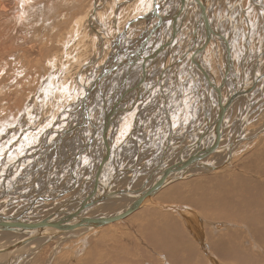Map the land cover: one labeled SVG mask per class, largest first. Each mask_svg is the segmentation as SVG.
Wrapping results in <instances>:
<instances>
[{
  "label": "rangeland",
  "instance_id": "obj_1",
  "mask_svg": "<svg viewBox=\"0 0 264 264\" xmlns=\"http://www.w3.org/2000/svg\"><path fill=\"white\" fill-rule=\"evenodd\" d=\"M74 1L70 0L71 4H69V0H29V2L27 3L28 6H25L23 8L22 2H25V0H0V187L3 183L7 188V192L4 194V196L2 195V191L0 188V203L2 204L0 205V212H4L0 213L2 215L8 214L9 216H14L16 214V211L18 212L19 209L23 208L18 215H24L23 217H20V219H23L26 214H28L33 209V211L31 212L33 218L31 217L30 213L28 215L30 219H33H31L32 221H35L44 217L46 210L56 208L58 204L61 203L59 202V200L63 201L66 199V197L69 200H73L74 198L82 200L91 193L92 175L94 173L95 166L101 159V152L98 151L100 147L102 149L101 143L97 144L98 149H96L95 156L93 155V160L91 159L90 155L89 157L87 156L88 154L86 152V143V147L82 148L83 145H85L83 143L81 145V149H79L80 145L78 143V145L76 144L74 138L78 136V132L76 133V135L70 133L66 137L62 138L63 142L59 144V150H57L58 147H56L55 150V143L58 141L57 136L59 135L56 134L55 131L58 132L63 129H68L71 125L80 121V117L78 115L79 112L77 113L76 117L75 115H73L75 114V111H73V109L77 108L79 99L78 97L74 98L68 105H66V107H64V109H60L59 104H61V102H64V100H67L65 98L68 97L64 92L62 93V91H59V95L63 97L59 101L53 99V95L51 92L46 97L43 96L44 89L48 87V84L50 82V78L48 76L53 75L55 71L53 65H51L54 61V57L57 58V56L61 53H71L69 51V47L72 43H75L78 40H76L77 33L81 34L82 30L85 31V23H83L84 25L82 24L81 29H79V24L78 27H75V29H71L73 20L77 16H83L82 19L86 17L84 15H88L91 12V9L93 10V4H95L96 1L99 0ZM107 1L108 4L106 9L99 10V12L102 13V17L98 20L101 23L105 22L107 18L116 10L118 13V22L120 23L124 17H130L134 12L139 13L144 9V5L142 4L141 8L140 6L136 5H128L130 0ZM155 1L158 2V0ZM155 1L149 0V5H151ZM215 1L218 0H212V2L211 0H207V6H213L212 4H214ZM252 1L253 0H228L229 5H227L226 7L231 5L233 6V8H235V5L238 3L239 9L242 8L244 12L238 10L239 13L236 12L237 14H234V19L237 21L235 26L231 27L230 22H224L219 27V24H215L214 22L215 26L217 25L218 27H215L217 31L214 32L213 35L215 37L218 36L219 39L217 38L218 40L216 42L211 41V43L207 44L206 51L204 53V61L202 60L204 66L206 68H210V71L214 75L215 80L218 81L216 82V85H218L217 89H220V92L224 95L223 98L225 99L226 96H229V94H231L233 91H236L237 89L243 90L244 88L251 86L253 81L252 74L254 70L256 76L264 72V31L261 32L260 29L258 30L254 26L257 21H261V17H263L264 19V13H260L261 8L259 9V6H264V2L263 0H254L256 4L253 5ZM77 2H79V4ZM218 3L216 4L217 7L223 6V2L221 3V0H219ZM71 7L73 8V10L71 9ZM77 8H79V10ZM223 8L225 9V5ZM223 8L221 10L223 11L222 15L224 14ZM153 9L154 8L148 11V13H146L144 16L142 15L143 18H150V16L155 14L153 12ZM169 9L170 10L168 14L171 12V7ZM250 9L251 11H249ZM187 12L185 13V16L187 15ZM64 13H66V15ZM241 13L243 14L242 21H240V19H242ZM189 14L191 21L194 22V24L192 22V25L196 27V9H194V12L190 10ZM222 15L220 14V16ZM137 18L139 19L140 16ZM71 20L72 23H70ZM252 21L254 22V24ZM209 23L211 25V23L213 22L210 21ZM145 26L146 25H144V27ZM121 27L122 26L119 27V31L121 30ZM106 28L109 30L107 35L111 36L114 39V33L110 31L109 24L106 25ZM231 29H233V31H231ZM235 29L237 30L236 34L233 33ZM71 30L74 31L71 32ZM125 30L126 29H122L121 33H123ZM241 30L244 32L246 31V33L249 32V34L251 33V40L249 39V42L247 41V43H245L246 41H243ZM140 34L141 33L138 34V30H136L134 32V35H136L133 37L134 40L137 38H142V35ZM221 38L225 39L226 43H224ZM230 41L232 48L231 53H233L232 63L236 70L232 69V72L228 73L227 68L226 73V62L223 59V55L224 47H226V44L229 45ZM65 45L66 47L64 48ZM134 46L136 45L131 42L130 47ZM248 47L249 49H247ZM87 48L94 49V45L87 44ZM245 48L247 51L244 50ZM129 49L131 50V48L127 46L125 52L127 53ZM78 51L83 52L85 50L80 47V49L77 48L74 53ZM248 52L249 55H247ZM112 55L113 53H111L110 56ZM124 56L126 55L123 54L120 60H122V58L124 60ZM128 56L129 55H127V57ZM157 68L158 67H155L150 70V84L151 86L154 85L153 90L151 89L152 91H148L147 94H149V97L147 96V99L142 98L139 95L140 100L135 103V105L137 106L131 114L133 119L130 117L127 125V130L119 132L118 129L112 127L108 131V139H110L109 141L112 156L110 163L106 167L107 169L102 175V179H104L102 180V183H104L105 185H109L110 190L112 189L113 192L124 190L125 193H127V190H132L133 192L140 190L141 184L148 180L147 173L149 172L150 176L153 173L158 174H156L154 178L152 177L154 180H156L166 166L170 167L178 160L176 159V156L180 154L182 156L183 154H187L186 152L191 146H189V144L193 143L192 140L197 137H193L188 133L192 131L193 133L195 132V134L199 135L201 131L205 129L202 127L197 128L198 125H202L203 123L200 110H196L197 115L195 112H189L187 118L181 117L182 113L178 110L177 107L178 105H180L181 100H179L178 95H175V93H173L175 90H170V92H167V89H164L166 86L165 84H168V81L166 80L167 77H164L162 81L163 84L161 86L158 85L157 80L155 79L157 76V74H155ZM59 70V79H61L60 74L63 76L64 73H66L67 75V70L65 69V67H61V69ZM223 73L224 76H222ZM183 78H185L184 75ZM57 82L59 83L56 84V88L63 87L62 89L64 91H66L71 84L70 79L66 80V82H64L65 84L62 86H58L62 83V81L57 80ZM136 82V79L130 80L129 82L133 84L132 87L134 90H136L138 86V83ZM170 83L172 84V81H170ZM201 83H203V81ZM133 89H130V91L128 90V93L126 92L122 95V97L124 95L131 94ZM78 90L81 89L78 87ZM186 93L187 90L184 94H182V96H185L184 98L186 100H189L190 96L185 95ZM211 96L214 99V106L211 105V108L214 111L213 114L215 115V94L212 93ZM131 100L132 98H130V100H128L127 102ZM192 104L193 101H190L189 105L191 106ZM55 108H58V113L54 121H52L50 124V122L47 121L49 118L48 116L52 113V111L55 110ZM165 108L166 111L164 110ZM96 110L98 111V113H96L95 115V120H97L98 122H102V119L100 118V116H98L99 109L97 108ZM62 111H64V113L60 114ZM163 111L166 112V117ZM256 114L257 116H255ZM259 114L260 116H262V118H260ZM197 116L199 119L197 118ZM225 116V134L232 135L235 140H238L232 148V154L227 155V158L229 157V160H227V162L225 163L224 168H228L222 170L223 167H219L221 164L216 165L219 162L226 161L223 160L221 154H212V156L208 157L206 160L203 159L204 161H202V163L213 167L217 166V172L216 170H214L215 172H208L206 170L196 172L191 177H179L178 182L184 181L182 186L185 185L184 199H189L186 197L188 185L190 186V189L197 188V186L193 187V185H190L191 183H194L193 180H190L191 178H201L203 176H208L211 173H213L215 176L217 175L219 178L218 180L221 181L224 179L228 181V178L233 177L235 174L237 177L245 175L248 180L242 181L243 185L249 186L251 188V185L255 183H258L260 185L264 184V175L256 174V171H258L259 168L255 170L250 162H246L245 164L241 163L242 159H248L249 156L253 157L254 152L256 151L255 149L259 150L261 148H264V78L258 81V84L249 93L235 99L231 104L229 110L226 112ZM249 120L250 122H252L249 123ZM170 126H172L171 129ZM49 128H53L54 133L49 134L47 140H43L42 137L45 135L44 133ZM182 129L185 132H183ZM89 130H86V132L80 134V137L83 138V141H87V138L90 135ZM171 130L174 132V134L175 131L180 132L179 139H176L173 133H171V135H173L172 137H170V134L169 136L167 135V131L171 132ZM24 133H29L32 135L30 136ZM186 138L189 140H186ZM185 140L186 142H184ZM227 142H229V140ZM43 143L54 146L50 149V151H48ZM73 143H75L76 145ZM73 145H75L73 150H76L75 152L77 153L79 152V156L76 158V160L75 157L77 153L75 156H73L74 152L71 151L73 156L72 157L71 155L68 156V154L64 150L66 146L68 149V147H71ZM167 148L168 151L165 152L164 150H166ZM58 154H60V157L57 156ZM80 154H82L83 156ZM24 156L26 157L24 158ZM162 158L163 160L161 161ZM73 161L76 163H74ZM72 162L73 167L70 169ZM160 166L162 167L160 168ZM67 168L69 169V172ZM44 172L46 173L44 174ZM71 176L75 177L73 179H77L76 183ZM251 178L253 179V181H249V179ZM239 179L242 180V178ZM70 180L72 183L70 182ZM80 180H82L81 183H83L82 187L76 189L74 184H77V182ZM154 180L148 183L152 184ZM204 182H206L205 184H209V181L204 179V181L200 183V185ZM169 184L171 183H168L166 186H168ZM179 184L174 181V183L170 185L167 190L170 191L174 188V185ZM73 185L75 190L71 191V194L64 196L65 199L61 198L58 199V201L46 200L45 202L38 201L34 207L32 206V208L29 209V207L31 206L32 198L38 195L39 192H41L40 194L43 193V195H45L44 197L51 198L56 193L60 194V191L63 189H70ZM69 186L71 187L68 188ZM201 186L199 187L201 188ZM206 187L209 188V185H206ZM47 189L49 191H47ZM235 190L237 191H230V193L236 194V196H243L245 194L249 195L252 192L255 193V191L253 190ZM24 191L28 193H25ZM205 193L208 196L214 194L213 191ZM263 193L264 188L262 194ZM166 197L167 196L157 194L154 198L148 200L145 206L142 204L143 208L127 217L125 221L123 220L122 222H118L116 224L114 223L100 230H83L84 232H82L78 231L80 230V228H76L68 230L66 233H61L53 238H43L44 240L38 239L39 241L36 240L35 242L27 245L25 249L21 250L24 255H27L28 257L32 255L31 257L17 263V260L21 259V254H16L15 261L12 264H135L136 261L139 264H221L214 255L213 247L215 246L213 245L212 247L208 248L206 244H204L205 230L207 228H210L213 231L217 230V228L222 224V222L216 223L214 221L216 226L210 224H208L210 226L204 225L205 223L207 224V222L204 221L203 218H210L213 220H217L218 218H220V216L216 215L215 213L213 207L214 203L212 202L210 197L204 199L206 200L204 203H198L197 201H194V199H192V203H188L185 200L181 202L179 199L165 200ZM109 200L98 201L95 206L88 207L86 209V217L99 215L107 216L117 213L115 210L119 211L117 207L122 206L123 201L118 202L119 204L115 203L113 212H111L110 214L104 213V210L100 209V207L107 201L108 204L110 202H115L114 200L117 199ZM196 205L201 206V209H199L198 211L194 210L193 207ZM45 208L48 209L45 210ZM5 209L7 210L5 211ZM25 209H29V211L27 213H24ZM145 210L154 211L160 216L169 217L170 221H173L174 219L177 228V232L175 234L178 233L186 243H189L191 245V247L194 249V256H192V254L183 255L187 254V252L174 241L170 242V249L168 248V246L166 247L168 253H170L169 257L164 256L161 252H156L155 250L147 248V243L141 241L139 237L140 229L144 230V224L139 220V217L143 213H145ZM253 210L255 211V208ZM192 217L196 218V220L200 222V228H196V230L198 231V233L201 232L202 237L198 236L197 234L196 238H199L201 242H198L197 239L196 241H192L187 236V232L185 231V227H187L188 224L187 220L188 218ZM225 219L234 220L236 222L237 220H239L238 218H236V215H230L228 217H225ZM148 222L152 224L154 229H157L159 227V223H157L154 218H150ZM192 228H194L195 230V225H193ZM168 230L170 233H172L170 227L168 228ZM1 234L2 233H0V235ZM69 234H71V236ZM59 236L62 238H59ZM245 240L247 242V249H240L237 247L235 248L236 251L246 253L247 255L251 253L252 247L251 242L247 237H245ZM9 242L10 239H0V247H8ZM228 244L232 246V239ZM253 246L257 247L255 245ZM4 254L7 253L4 252ZM177 258H179L180 260L175 262L174 259ZM3 259L4 261L6 260L5 258ZM118 259L120 262L117 261ZM6 263L8 262H4V264ZM0 264H3L1 260Z\"/></svg>",
  "mask_w": 264,
  "mask_h": 264
},
{
  "label": "bare ground",
  "instance_id": "obj_2",
  "mask_svg": "<svg viewBox=\"0 0 264 264\" xmlns=\"http://www.w3.org/2000/svg\"><path fill=\"white\" fill-rule=\"evenodd\" d=\"M183 1H184V4H182L183 6H181L180 0H158V2L155 1L151 5H149V0H130L128 5H136V6H140V8H141V4H142V5H144V9L139 13L134 12L132 14V16H130V17H124L120 23L118 22L117 10L114 11L107 18V20L105 22L101 23L98 20V19H101V17H102V13L99 12V10L106 9L108 1L107 0L96 1V3L93 4V6H92L93 10L91 9V12L88 15H84L86 17H84L82 19L83 16H77L74 20L72 19L73 25H71V29L72 28L75 29L76 26L78 27V24H79V29H81L82 24L85 23V25L83 24L85 26L84 27L85 31L82 30L81 34L77 33L76 40L77 39L78 40L77 41L75 40L76 42L72 43L71 46L69 47V51L71 53H64V54L61 53L57 56V58L54 57V61L51 65H53V68L55 71H54L53 75H50V76L47 75L50 78V82L48 84V87L44 89V92H43L44 95L43 96L46 97L51 92L53 95V99H56L57 101H59L63 98V97H61V95H59L60 94L59 91H62V93L64 92L65 95L68 97L65 98L67 100H64V102H61V104H59L60 109H64V107H66V105H68L74 98L78 97L79 101L77 104V108L73 109V111H75V114H73V115H75V117H76L77 113L79 112L78 115L80 117V121L78 123L71 125L68 129H63V130L58 131V132L55 131L56 134H59L57 136L58 141L55 143V150H56V147H58L59 144L61 142H63L62 138L66 137L70 133L71 134L73 133L76 135V133L78 132L79 133V134L77 133L78 136H76L74 138L76 144L78 143L80 145L79 149H81V145L83 143L84 144L86 143L87 149H88L87 154L89 153L91 159L93 160L94 157L92 155H94L96 149H98V147H97L98 143H101V146H102V149L100 147L98 149V151L101 152V156L104 154L105 148H104L103 143H102L103 142L102 133L104 131H105V137H106L108 146L110 148L109 158H108L107 162L104 164L102 171H101V174H100V177L98 178V184L96 187V192L92 197H90L89 202H91L95 198H98L103 192H106V193L107 192L108 193L113 192L112 189L110 190L109 185H107V184L105 185L104 183H102V180H104V179H102V177H103L102 175H103L104 171L107 169L106 167L110 163L111 156H112L111 155V146H110V141H109L110 139H108V131L112 127L118 129V131H119V121L117 120L119 115L122 113L123 114L127 113V112L131 111L132 109H134L136 106L135 103L140 100L139 95L140 96L145 95L147 97L149 95V94H147L148 91L151 89L153 90L154 85L151 86V84H150V78H151L150 70H152L155 67H158L156 69V73H155V74H157L155 79L158 82H161V80L163 81L164 77L165 78L167 77L166 80L169 81V83H170V81H172V84L170 83L171 85H169L168 92H170V90H175L173 93H175V95H178L179 97L178 96L177 97L180 99V98L184 97V96H182V91H183L182 89L185 88V90H187L188 92L193 94V98L195 96L197 97V98H194L193 103H194V106H200L201 111H202V115H203V118H202L203 123L199 127L205 128L203 130L201 137L199 139H197L196 141H194L193 143H190L191 146L189 145L190 148L186 152L187 157H185L186 156L185 154H183V156L181 154L176 156V154H175V156L177 157L178 160L175 163H173L170 167H172L173 165H176L180 162H183L192 156H196L197 154H201L205 149H208L210 146H212V144L215 141V137H216L215 130H214L215 129V119H216L217 114H218V110H217L218 109V103H217L218 100H217V94H216L217 92H215V107H216V108H214L215 109V115L213 114L214 111L212 109L208 108V105L210 103L214 104L213 103L214 99L211 96V94H212L211 91H212L213 85L215 84V78H214V75L211 73L210 68H206L204 66V64L202 63V60L204 59V53L206 51L207 44L211 43V41L216 42L219 39V37L218 36L215 37L214 35H211L209 42L206 45H204V47L202 48L201 46L203 45L206 31H205L204 25L202 23V20L200 18V12H199L198 6L194 2V0H183ZM202 1L205 4V14H206V17L208 19V24H209L210 28L212 27L213 33L217 31L215 28L217 25L215 26V24H219L218 26L220 27L222 23L230 22L231 27L235 26L237 21L234 19V17H235L234 14L236 12L239 13L238 10H240L241 12H244V10H242V8L239 9L238 3L235 5V8H233V6H231V5L226 7L227 5H229L228 0H224V1L221 0V3L223 2V6H218V7L216 4L218 3L219 0L215 1V3L212 4L213 6L209 5L210 7L207 6V3H206L207 0H202ZM28 2H29V0H25V2H22L23 8L25 6H28L27 5ZM71 2L69 0V4H71ZM79 2H81V1H79ZM79 2H77V3L79 4ZM211 2H212V0H211ZM263 2H264V0H263ZM67 3H68V1H67ZM252 4L253 5L256 4L254 2V0L252 1ZM224 5H225V9L223 8ZM170 7H171V12L168 14ZM152 8H154L153 12L155 14H153L152 16L149 15L150 18L147 17L146 19H144L145 17L143 18V16L146 13H148V11H150ZM222 8L224 9L223 15H222L223 11H221ZM65 9H67V8H65ZM71 9L73 10L72 7H71ZM77 9L79 10V8H77ZM194 9H196V12H197V22H195L196 27L192 25L193 21H191L190 14H189L190 10H192V12H194ZM259 9H260V13H264V6L263 7L259 6ZM226 11H227V13H226ZM249 11H251V9ZM186 12H187V15L185 16ZM66 13H64V14L66 15ZM256 13H257V11H256ZM220 14L222 16H220ZM193 15H194V13H193ZM139 16H140V18L138 19L137 17H139ZM241 16H242L241 17L242 19H240V21L243 20V14L242 13H241ZM72 20L70 23H72ZM210 21L213 22V23H211V25L209 23ZM214 22H215V24H214ZM240 23H242V22H240ZM107 24H109L110 31H112V33H114V39L111 36L107 35V33L109 31L106 28ZM193 24H194V22H193ZM253 24H254V22H253ZM144 25H146V26L144 27ZM120 26H122V27H121V30L119 31ZM254 26L256 29H258V30L260 29V31L263 32L264 31V19H263V17H261V21L260 20L257 21V23ZM86 27H87V30H86ZM226 28H227V26H226ZM122 29H126V30L123 33H121ZM136 30H138V34L141 33L140 35H142V38H139V39L137 38L134 40L133 37L136 36V35H134V32ZM73 31L74 30H71V32H73ZM173 31L176 32V35L174 36L172 41H170L169 40L170 35ZM231 31H233V29H231ZM233 33L236 34L237 30L235 29ZM241 33H242L243 41L244 42L246 41L245 43H247V41L249 42V39L251 40V33L249 34V32L246 33V31L244 32L242 30H241ZM50 40H51V37H50ZM131 42H133L136 46L130 47ZM87 44L94 45V49H88ZM127 46H129V48H131V50L129 49V51L126 53L124 51L125 50L124 47H127ZM65 47H66V45L64 46V48ZM80 47H82L85 51H83V52L78 51V52L74 53L76 51V49L77 48L80 49ZM161 47H163V48H161ZM200 47L202 49L199 52H196L197 49H199ZM228 47L230 48V65L227 63V58L225 55V47H224L223 59L226 62V64H225L226 68L228 66V73H230V72H232V69H235V67L233 66V63H232L233 53H231V49H232L231 48V41L229 42ZM247 49H249V47ZM244 50H246V48ZM111 53H113L112 56H110ZM123 54L126 56H124V60H123V58H122V60H120V58L122 57ZM115 55H116V58H115ZM127 55H129V56L127 57ZM247 55H249V52ZM125 57H127V58H125ZM61 67H65V69L67 70L66 71L67 75H66V73H64L63 76L60 74L61 79H59L58 74L60 72L59 69H61ZM226 68H225V70H226ZM95 69H96V71H95ZM122 69H127V70L123 71ZM127 71H129V72H127ZM257 72H259V71H257ZM125 73H127V75H128L127 78L123 77V74H125ZM170 75H171V78H170ZM183 75L185 78H183ZM222 76H224V73L222 74ZM69 79L71 80V84L69 85V87L67 88L66 91H64L62 89L63 87L62 88H56V84L59 83V82H57V80L62 81V83L58 85V86H62L65 84L64 82H66V80H69ZM134 79H136V81H137L136 83H138V86H137L135 92L131 93V98H132L131 102L132 103L125 106V108L122 111H120L116 107L120 102L115 103V101L117 100V98H119L120 96L125 94L128 90L130 91V89L131 90L133 89V87H132L133 84H130L129 82H130V80H134ZM202 81H203V83H201ZM208 82L210 83V85L208 84ZM76 85H78V86H76ZM158 85L161 86L160 83H158ZM203 85L206 86L207 88L204 87ZM78 87L81 90H78ZM249 87H251V86H249ZM249 87H246L248 89V91H247L248 93L251 91L249 89ZM246 88H244V89L246 90ZM216 89H215V91H216ZM220 93H219V97L221 98L220 100L223 103L226 101L228 96L225 99V98L221 97ZM201 94H204L203 97H205V99H206L205 105L203 104V102L200 101V98L202 100V97L200 96ZM229 95H231V94H229ZM125 96L128 97V95H125ZM161 99H162V96H161ZM75 102H76V100H75ZM112 103L115 106L113 105L110 107V105ZM97 108L99 109V115L98 116H100V118L102 119V122H98L97 120H95L96 119L95 115H96V113H98V111L96 110ZM57 110H58V108H55V110L52 111V113L48 116L49 118L47 117L48 118L47 121L50 122V124L56 118L57 113H58ZM165 110H166V108H165ZM68 111H70V110H68ZM62 113H64V111H62L60 114H62ZM225 115H226V113H224V115H223L222 124H221L220 129H219L220 135H219V139H218V143H217V149L214 152H212L210 155H208L206 158H202V159L196 161L191 166L187 167L184 170V172L182 171L180 173L169 175L166 179V184L162 188H160L158 191H156V193H154V195H152L151 197H148L142 204L145 206L147 201L150 200L151 198H154L157 194L167 196L165 198V200L179 199L181 202H183V200H185L188 203H192L193 202L192 199H194V201H197L198 203H204L206 201L204 199H207L208 197H210V199L214 203L213 207H214L215 213H216V215L220 216V218H218L217 220H213L210 218H208V219L203 218V220L206 221L207 224L205 222H203V223H205L204 224L205 226H207L208 224L216 226L215 222L216 223L222 222V224L219 227L217 226L218 227L217 230L213 231L210 228H207L205 230V233L213 234L215 236V238L217 239V241L219 242L218 243L219 245H217L214 248V253L219 257L221 264H244L245 261H247V264H264V193L262 194L264 184L260 185L258 183H255V184L251 185L252 186V188H251L249 186L243 185L242 181L248 180V178L245 175H242L240 177L238 176L239 178H242V180L239 179L235 174L233 177H229L228 181H226L225 179L221 181V180H218L219 178L217 175L215 176L213 173H211L208 176H203L201 178L195 177L194 179H190V180L194 181V183H191L190 185H193V187L197 186V188H191L190 189L189 188L190 186L189 185L187 186L188 188H187L186 197L189 199H184L185 185L182 186L184 181L177 182L178 184L179 183H181V184L174 185V188L170 191L167 190V188L170 185H172L174 183V181L179 180L178 179L179 177L186 178L189 176V174H191L193 176L194 173H196V172L206 171V170L208 172L216 170V172H217V169H218L217 166L213 167L210 165H206L205 163H202V161H204L203 159L206 160L208 157L212 156V154H218V155L221 154V157L223 158V160H226V161L219 162L216 165L221 164L219 167H221V168L223 167L222 170H225L228 168V167L224 168L225 163L227 162V160H229L228 159L229 157L227 158V155L232 154V148L236 144V141H238V140H235V138L232 135L230 136V135L225 134V132H224V123H225V117H226ZM255 116H257V114ZM259 116H260V114H259ZM260 118H262V116H260ZM128 119L129 118H127V120ZM251 122L249 120V123H251ZM168 124H170V123H168ZM124 126L127 127V124ZM171 127L172 126H170V129H171ZM199 127H197V128H199ZM86 130L90 131V135L88 136L87 141H83V138L80 137V134L86 132ZM182 131H183V129H182ZM167 132H168V134L167 133L166 134L169 136V134L172 132V130H171V132H169V131H167ZM183 132H185V131H183ZM52 133H54L53 128H49L48 130H46V132L44 133L45 135L42 137L43 140L44 139L47 140L49 134H52ZM177 133H179V134H177ZM247 133H249V132H247ZM24 134L30 135V136L32 135L29 133H24ZM193 134L194 133H190L189 135L192 136ZM38 136H40V135H38ZM174 136L176 139L177 138L179 139L180 132L175 131ZM76 139H77V141H76ZM180 140H182V139H180ZM186 140H189V139L186 138ZM186 140L184 142H186ZM228 140H229V142H227ZM174 142H175V140H174ZM172 143H171V146H172ZM73 144H75V143H73ZM86 144L83 145L82 148L86 147ZM166 144H168V143H166ZM43 145L47 148L48 151H50V149L53 148V146H54V145H48L47 143H43ZM75 145L68 147V149L66 146L65 152L68 155L69 154L72 155V152H74L73 156H75L77 153V152H75L76 150H73ZM94 147H96V148H94ZM197 147H200V148L198 149V151L194 152V149ZM258 147H260V146H258ZM70 148L72 149L71 150L72 152L69 151ZM57 150H59V147L57 148ZM255 150L256 151L254 152L253 157L249 156L250 158L248 157V159H245V160L242 159L241 163L245 164L246 162H250L253 165L255 170L257 168H259V170L256 171V174L264 175V148L263 149L261 148L259 150L255 149ZM164 151L167 152L168 148ZM80 155H82V154H80ZM57 156L60 157V154H58ZM78 156H79V152L77 153L75 160ZM82 156H80V157H82ZM8 157H10V156H8ZM25 157L26 156H24V158ZM167 157H168V155H167ZM224 158H226V159H224ZM162 160H163V158L161 159V161ZM74 163H76V162H74ZM239 163H240V161H239ZM98 165L95 166V170H97ZM13 166H14V164H13ZM161 167L162 166H160V168ZM167 167H169V166H166L163 170L167 169ZM10 168H12V167H10ZM222 170H220V171H222ZM159 172H161V171H159ZM45 173L46 172H44V174ZM95 173H96V171L93 173L92 179H91V185L92 186H93V182H94V174ZM156 174L153 173L150 176V172L147 173L149 181L147 180L144 183L142 182L143 184H141L140 190H137L134 192L132 190H127L126 191L127 193H125L124 190L115 191L116 192L115 195H113L110 198L105 199V200L117 199V200H114L115 202H110L108 204H107V202H108L107 201L105 204H103L100 207L101 210H104V213H109V214L111 212H113L115 203L119 204L118 202L123 201L122 206L117 207L119 209V211L115 210L117 213L112 214V215H107V216H102V215L100 216L99 214H97L99 216L86 217V209L90 206H95L97 202L92 201L93 203L91 205L87 204L89 202H87V203L85 202L83 208L80 210H77L82 206V204L85 200H83V199L78 200L75 198L73 200L72 199L69 200V199H67V197L65 199L64 196L71 194V192H66L63 195L64 191H66L68 189L66 188V190H65L62 188L63 189V190H61L62 192L60 191L61 195L56 193L51 198L50 197L48 198V201H51V200L58 201V199H61V198L65 199L63 201L59 200V202H61V203L58 202L59 204L57 207L55 206L56 208H51V209L45 208V210L48 209L45 211V216L43 215L44 217L39 219V217L42 216V215H40L38 217L39 220H35V221H32L33 220L32 219L33 218L32 213H31L33 211V209H32L29 212L31 214L32 220L30 219V217L28 215L29 213H28V214H26V216L23 219L21 218L20 221H22L24 223H29V224H32L35 222H40L42 219L49 217L54 211L60 209L61 215L52 219V221L53 220L57 221L61 217L63 218L64 215L77 211L76 215L73 214L72 217L63 219L65 222H63L62 225H65L64 227H69V228L66 230L55 229V228H46L45 230H41L39 232L38 231H20V230L0 231V233H2L0 235V239H3V238H4V240L10 239L8 247H6V248L12 247L16 243H20L23 240L29 239V242L23 244L22 246L19 245L18 247L14 248L12 251L7 252V254H4V253L0 254L1 262L3 264H4V262H8L6 264H12L15 261V255L16 254H21V259L17 260V263L20 261L22 262L23 260L31 257L32 255H30L29 257L27 255H24V253L21 252V250L25 249L27 247V245H29L30 243L35 242L36 240L39 241L38 239L44 240L43 238H46V239H49L51 237L53 238V237L58 236L61 233H66L68 230L76 229V228H80V230H78V231H82V232L90 231V230H97V229L100 230L102 228H105L108 225H112L114 223L116 224L118 222H122L123 220L125 221V219L127 217H129L130 215L134 214L135 212H138L139 210H141L143 208V205L141 204L140 207H138L136 210L131 212L129 215H127L123 219H121L119 221L112 222V223H108L104 226H100V227H96V228L95 227L94 228L79 227V226L78 227H70V226L77 224L79 222V220H78L79 218H82V219H85V218L86 219L110 218V217H114L120 213L126 212L129 209V207L134 203V200L138 196H140L145 191L149 190V188L151 187V184L148 182H152L154 180L153 178ZM159 177H160V175H159ZM159 177L156 180H154V182L157 181L159 179ZM204 179L208 180L209 184H205L207 182L206 181L203 184H201L202 185L201 186L200 183H202L204 181ZM73 180L76 183L77 179H73ZM81 181L82 180L78 181L77 184L73 183L75 185L76 189H79L82 187L83 183H81ZM144 181H145V179H144ZM249 181H253V179L251 178V179H249ZM70 182H71V180H70ZM168 183H171V184L166 186ZM206 185H209V188H207ZM199 186H201V188ZM70 187L71 186H69L68 188H70ZM133 187H136V186H133ZM0 188L2 191V195L4 196V194L7 192V188H6L5 184L2 183ZM232 188L243 189L245 191L253 190V191H255V193L252 192L249 195L245 194L243 196L242 195L236 196V194L230 193V191H237V190L232 189ZM118 189H119V187H118ZM73 190H75V189H73ZM47 191H49V190L47 189ZM209 191H213L214 194L209 195V196L206 195L205 192H209ZM25 193H28V192H25ZM40 193L41 192H39L38 194H40ZM90 195H91V193L88 195V197ZM21 196H23V195H21ZM43 196H45V195H43ZM239 197H241V198H239ZM14 198H16V197H14ZM28 198H30V197H28ZM85 198H87V197H85ZM91 198H92V200H91ZM109 201H113V200H109ZM28 204H30V203H28ZM0 205H2V204L0 203ZM23 205H25V204H23ZM42 207H45V206H42ZM194 208L199 210V209H201V206L196 205V206H194ZM254 208H255V211L253 210ZM22 209H19L18 212L16 211V214L14 213L15 214L14 216H9L8 214L7 215L3 214V217H7V218L18 217V215L20 214ZM6 210L7 209H5V211ZM200 211H202V210H200ZM1 212H3V211H1ZM147 214H149V215H147ZM230 215H233V216L236 215V218H238L239 220H237V222H236L234 220L225 219V217H228ZM257 216H258V219H257ZM150 218H154L156 220V222L159 223V227L157 229H154L152 224L148 222L150 220ZM35 219H37V218H35ZM193 219L195 220L193 225H195V230H196V228H200V222L197 221L196 218H193ZM139 220L142 221V223L144 224V230L140 229L139 237H140L141 241H143L144 243H147L146 244L147 248L155 250L156 252H161L164 256L169 257L170 253H168L166 247L168 246V248L170 249V247H171L170 242L174 241L177 244H179V246L182 247V249H184L187 253H190V251L186 248L184 240L179 236L178 233L175 234L177 232V228H176V223H175L174 219H173V221H170L169 217L160 216L159 214H157L154 211L145 210V213H143L139 217ZM189 220H190V218H188V220H187V223H188L187 227L188 228L185 227V231L187 232L188 237H190L191 233H193V231H195L194 228H192L193 225L190 224L191 221H189ZM210 225H208V226H210ZM169 227L171 228L172 233L169 232V230H168ZM213 228H214V226H213ZM78 231H76V232H78ZM76 232H73V233H76ZM10 233H12V234H10ZM18 233H20V234H18ZM73 233H71V234H73ZM71 234H69V235L71 236ZM244 236L250 240L251 247H252L251 253L247 254V255H246V253L236 251V248H235V247L240 248V249L246 248L247 242H246ZM59 238H62V237L59 236ZM167 238H170V239H167ZM231 239H232L231 245L233 246V248H232V246H230L228 244ZM253 245H255L257 247H254ZM6 248H4L2 246V247H0V250L6 249ZM3 258H5L6 260L4 261ZM178 260H180V259L179 258L174 259L175 262ZM117 261H119V259ZM20 264H22V263H20ZM135 264H139V263L136 261Z\"/></svg>",
  "mask_w": 264,
  "mask_h": 264
},
{
  "label": "water",
  "instance_id": "obj_3",
  "mask_svg": "<svg viewBox=\"0 0 264 264\" xmlns=\"http://www.w3.org/2000/svg\"><path fill=\"white\" fill-rule=\"evenodd\" d=\"M181 1V6H183L182 4H184L183 0ZM194 2L197 4L199 12H200V18L202 20V23L204 25L205 28V39L203 42V45L201 46L202 48L204 47V45H206L209 40L211 35H213L214 33L212 32V29L210 28L209 24H208V19L206 17L205 14V4L203 3L202 0H194ZM176 35V32L173 31L170 35V41H172V39L174 38V36ZM222 41L224 43H226L225 39L221 38ZM165 47V46H164ZM197 49L196 52H199L202 48ZM163 48V47H161ZM158 51V50H157ZM264 54V53H263ZM225 55L227 58V63L230 65V48L228 47V45L226 44L225 47ZM195 64V63H194ZM228 68V67H227ZM226 68V69H227ZM227 73V70H226ZM253 77V81H252V85L251 87H249L250 90H252L254 88V86L258 83V81H260L261 79L264 78V72L258 76L255 75V70L253 71L252 74ZM208 84L210 85V83L208 82ZM249 90V91H250ZM87 91V90H86ZM248 89L246 88V90H236L234 92L231 93V95H229L226 99L225 102L222 103V101L220 100L221 98L219 97V93H220V89H216V94H217V100H218V114L217 117L215 119V141L212 144V146H210L208 149H205L201 154H197L196 156H192L190 158H188L187 160L180 162L176 165H173L172 167H168L167 169L163 170L162 173L160 174V177L157 181H155L154 183L151 184V187L149 188L148 191H145L144 193H142L140 196H138L135 200L134 203L129 207V209L124 212V213H120L114 217H110V218H100V219H82L79 218V222L73 226L70 227H88V228H96V227H100V226H104L108 223H112L115 221H119L121 219H123L124 217H126L127 215H129L131 212H133L134 210H136L138 207L141 206V204L148 198L151 197L152 195H154V193H156V191H158L160 188H162L165 184H166V179L169 175L172 174H176V173H180V172H184V170L191 166L192 164H194L196 161L202 159V158H206L208 155H210L212 152H214L217 149V143H218V139H219V135H220V126L222 124V119H223V115L224 113H226V111L228 110V108L231 106V104L234 102L235 99H237L240 96H244L247 92ZM103 136V146L105 148L104 154L101 156V160L99 161V165L97 167L96 173L94 174V182H93V186L91 189V195L87 198H84L83 200H85L82 204V206L77 209L80 210L83 208L84 203L89 202L90 201V197H92L95 192H96V187L98 184V178L100 177L102 168L104 166V164L107 162L109 155H110V148L108 146L106 137H105V131L102 133ZM74 162V161H73ZM73 162L70 166V169L73 167ZM75 178L74 176H72V179ZM74 189V185L68 189L67 191H64L63 195L66 192H71ZM116 192H103L98 198H95L94 202H98L101 200H105L107 198L112 197L113 195H115ZM48 200L47 197L43 196L42 194H38L36 195L31 202V206L29 207L32 208V206L34 207L36 205V203L38 201H46ZM89 202L87 203L88 205H91L93 202ZM29 209H25L24 213H27L29 211ZM76 215L77 211L73 212V213H69L64 215V217L56 220H53L55 217H58L61 215V210L58 209L56 211H54L49 217L42 219L40 222L37 223H33V224H29V223H24L22 221H20V217H22V214L18 217H14V218H7V217H3V215L0 214V231H15V230H20V231H41V230H45L46 228H55V229H63L66 230L69 227H64L65 225H62L63 222H65L63 219L65 218H70L72 217V215ZM29 242V239L23 240L20 243H16L14 244L12 247L6 248V249H1L0 250V254L4 253V252H10L12 251L14 248L18 247L19 245L22 246L23 244Z\"/></svg>",
  "mask_w": 264,
  "mask_h": 264
},
{
  "label": "crops",
  "instance_id": "obj_4",
  "mask_svg": "<svg viewBox=\"0 0 264 264\" xmlns=\"http://www.w3.org/2000/svg\"><path fill=\"white\" fill-rule=\"evenodd\" d=\"M125 48V50H126V47H124ZM124 50V51H125ZM126 68V67H125ZM123 71H125V70H127V69H122ZM127 72H129V71H127ZM127 73H125V74H123V77L124 78H127ZM216 82H218L217 80H215V84L213 85V88H212V91H211V93H213L214 92V94H215V89L216 88H218V85H216ZM157 83H160L161 85L163 84V82H162V80H161V82H158L157 81ZM131 84V83H130ZM166 86H165V90L167 89V92H168V88H169V85H170V83H169V81H168V84H165ZM183 91H182V94H184L185 93V88L184 89H182ZM253 90V89H252ZM135 90L133 89V91L132 92H134ZM142 93V92H141ZM222 94V93H221ZM122 95V94H121ZM185 95H187V96H190L189 97V100H186L184 97L183 98H180L179 100H181V103H180V105H178L177 107H178V110L179 111H181V117L183 118H187L188 117V113L189 112H191V113H196V110H200V114H201V119L203 118V115H202V111H201V108H200V106H194V103L190 106L189 105V102L190 101H193L194 100V98H197L196 96L193 98V94L192 93H190V92H188L187 91V93L185 94ZM120 96V95H119ZM118 96V97H119ZM201 97H202V100H201V98H200V101L201 102H203V104L205 105L206 103V99H205V97L203 98V96H204V94H201L200 95ZM228 96V95H227ZM226 96V97H227ZM122 96H120L119 98H117V100L115 101V103H117V102H120L116 107H117V109L118 110H120V111H122L124 108H125V106H127V105H129L130 103H131V101H129V102H127L128 100H130V98H131V94H128V97H126L125 95L121 98ZM142 98H145V99H147L146 98V96L145 95H143V96H141ZM149 97V96H148ZM221 97H224V95L222 94V96ZM143 100V99H142ZM114 104L112 103L111 105H110V107L111 106H113ZM211 105H213L214 106V104H212V103H210L209 105H208V108L209 109H212L211 108ZM115 106V105H114ZM137 106V105H136ZM136 106H135V108H136ZM135 108L132 110V111H129V112H127V113H122V114H120L119 115V117L117 118V120L119 121V132H122L123 130H127L126 128L127 127H125L124 125H128V122H129V119H130V117L132 118V116H131V114L133 113V111L135 110ZM216 108V107H215ZM230 108V107H229ZM111 109V108H110ZM190 109H191V111H190ZM165 110V109H164ZM229 110V109H228ZM166 111V110H165ZM164 112V111H163ZM166 114V112H164V115ZM196 115H197V113H196ZM165 117H166V115H165ZM194 117V116H193ZM127 118H129L128 120H127ZM169 118V117H168ZM197 118H198V116H197ZM133 119V118H132ZM199 119V118H198ZM169 120V119H168ZM203 120V119H202ZM181 121H183V120H181ZM200 125H198L197 127H199ZM171 133H173L174 134V132L172 131ZM171 133H170V137L171 136H173V135H171ZM190 133H193L192 131L191 132H189L188 134H190ZM202 133H203V130L201 131V133L198 135V134H195V132H194V134L192 135L193 137L194 136H197L196 138H194L193 140H192V142H194V141H196L197 139H199L200 137H201V135H202ZM231 136V135H230ZM163 141V140H162ZM162 141H161V143H162ZM190 145V144H189ZM201 147V146H200ZM200 147H197V148H195L194 149V152H196V151H198V149L200 148ZM65 150V149H64ZM72 149H69V151H71ZM87 151H88V149H87ZM86 151V152H87ZM190 153V152H189ZM95 154H96V151H95V153H94V156H95ZM71 154H69L68 156H70ZM67 156V157H68ZM72 156V155H71ZM87 156H89V153H88V155ZM93 156V155H92ZM73 157V156H72ZM185 157H187V155L185 156ZM177 159V158H176ZM100 161V160H99ZM99 164V162L97 163V165ZM96 165V166H97ZM69 166V165H68ZM168 168V167H167ZM68 169V168H67ZM96 170L94 169V172H95ZM68 172H69V169H68ZM189 176L191 177L192 175L191 174H189ZM191 179H194V178H191ZM175 182H178V181H175ZM193 209L194 210H196V211H198V209H196V208H194L193 207ZM193 218V217H192ZM192 218H190V220H194V219H192ZM195 221V220H194ZM194 221H191V223L190 224H192L193 225V223H194ZM108 226H110V225H108ZM108 226H106V227H108ZM197 234H198V236H201L202 237V234H201V232H199L198 233V231L197 230H195V231H193V233H191V236L189 237L192 241H196V239H197V241L198 242H201L200 240H199V238H196L197 237ZM200 237V238H201ZM184 243H185V245H186V248L190 251V253H187V254H183V255H191L192 254V256H194V254H193V252H194V249L191 247V245L189 244V243H186L185 241H184ZM219 242L217 241V239L215 238V236L213 235V234H208V233H205V243L204 244H206V246L208 247V248H210V247H212L213 245L216 247L217 245H219L218 244ZM215 247H213V252H214V248ZM214 255H215V257L217 258V260H219V262L221 263V261H220V259H219V257L214 253ZM188 262H191V261H188ZM244 264H247V261H245V263Z\"/></svg>",
  "mask_w": 264,
  "mask_h": 264
}]
</instances>
